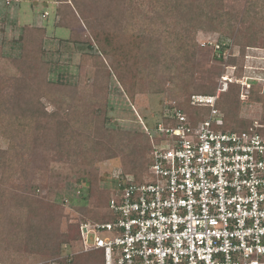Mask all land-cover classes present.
Instances as JSON below:
<instances>
[{"label": "rangeland", "instance_id": "374dc122", "mask_svg": "<svg viewBox=\"0 0 264 264\" xmlns=\"http://www.w3.org/2000/svg\"><path fill=\"white\" fill-rule=\"evenodd\" d=\"M74 1L82 7L83 20L93 24L95 33L100 31L105 38V32L114 31V24L105 27V17L110 10L107 2L112 0ZM74 1L20 0L7 5L5 0H0V77L4 81L3 84L0 82V102L12 100L15 85L29 86L35 95V108L46 115L42 125L50 129L49 141L44 140L43 144L35 141L28 156L16 166L14 176L0 170V197L3 193L7 201L0 210V264H59L60 258L70 261L74 255L86 253L75 241L62 245L56 258L36 253V242L44 240L45 220L54 225L58 222L60 235L71 225L96 219L101 212L98 207L103 206L105 199L92 198L89 188L98 189L106 197L108 191L118 186V178L124 171L122 157L128 150L123 133L147 135L153 145L152 140L160 141L154 128L168 113V107L175 103L180 106L189 104L192 94L182 90L181 77L170 79L171 72L160 70L157 77L163 82L155 78L157 82L152 86L147 73L137 75L142 87L133 89L137 81L128 73L136 75L140 70L134 65L138 49L133 46L137 45L136 35H142L146 41L151 35L154 38L159 35L158 44L170 40L171 46L178 47L172 37L180 33L184 45L186 43L182 54L173 47L171 51L167 50L184 57L185 49L195 45V61L199 68L193 72L192 82L188 78L193 88L216 89L217 92L222 77L213 75L214 79L205 82L203 79L212 77L213 71L220 67L224 76L240 85V94L244 90L246 98L240 100L239 118L254 120L264 115L262 103L249 98L252 87L264 88V0H256L259 4L248 13L250 21L256 19L251 30L248 25L235 22L232 37L226 34L227 23L214 22L212 27L216 30L209 28L208 22L202 26L203 15L214 12L240 14L239 11L249 9L253 0H121L120 10L126 13L128 20L123 19L122 28L116 29L119 32L115 31L114 35L121 36L123 27L128 24L134 30L126 32V36L120 38L124 43L113 48L122 56L120 72L129 83L130 93L114 70H110L113 55L111 52L109 56L104 55L98 43L93 41L94 32L85 27L86 20L77 19L74 23L70 19L76 15ZM166 9L171 16L165 15ZM159 18L165 24L160 29ZM149 19L151 23L144 28L138 26ZM189 20L193 28H190ZM155 27L160 34L145 32H152ZM24 29L33 31V38L24 49H19L17 42L22 39ZM255 33L259 39L254 45L247 46L245 35ZM217 43L229 46L220 63L215 61L211 46ZM209 45L212 49H206ZM131 49H134L132 54L126 55ZM233 57L243 58L239 76L235 75L237 67L229 65V59ZM103 67L107 68V74L101 72ZM178 70L175 69L176 73ZM100 87L106 90V96ZM130 94L134 97L131 98ZM7 118L0 110V151H7L10 144L1 132ZM93 141H99L101 145L95 146ZM92 146H95L94 152ZM12 195L17 198L9 200ZM25 197H32L35 201L30 203ZM37 200L42 202L36 203ZM78 209H84L86 213ZM53 215H56L54 219Z\"/></svg>", "mask_w": 264, "mask_h": 264}, {"label": "built area", "instance_id": "2783aa9c", "mask_svg": "<svg viewBox=\"0 0 264 264\" xmlns=\"http://www.w3.org/2000/svg\"><path fill=\"white\" fill-rule=\"evenodd\" d=\"M233 80L189 97L210 109L196 125L168 107L144 181L120 174L110 219L80 225L82 252H103L104 264H264V123L221 129L217 102Z\"/></svg>", "mask_w": 264, "mask_h": 264}, {"label": "trees", "instance_id": "16d2710c", "mask_svg": "<svg viewBox=\"0 0 264 264\" xmlns=\"http://www.w3.org/2000/svg\"><path fill=\"white\" fill-rule=\"evenodd\" d=\"M74 1V0H72ZM171 1V0H170ZM121 0H112L107 2L108 7L110 8L109 13L107 17H105V27L107 25L109 26H115L114 31L105 32L104 36L105 38H102L100 35V31L96 32L93 30L94 26L93 24L89 23L87 19L84 22L85 27L94 32L92 33V39L93 41L96 42L97 46L102 50L104 55L109 56V53H112V60L111 64L112 67L110 66V70H114V72L118 75L119 79L122 80L123 86L125 87L126 91L128 93L131 92V88L129 87V83L125 81L124 75L122 72H120V68L123 66V59L122 56L117 55L119 54L118 51H115L113 48L114 46L124 43L123 40L120 42V38L122 39L123 36H126L124 34L131 33L130 31L134 30V28L131 27L130 24H128V27L125 26L123 27V30L121 32L122 35H114V32L116 31L117 33L119 32L118 30L122 28V22L123 19L126 17L128 20V16L126 13L121 12L120 6H121ZM73 3V2H72ZM156 3V1H155ZM76 4V15L70 16V19L75 23L77 19L83 20V15L84 12L82 11V7L79 6L77 1H74V5ZM259 4L258 1L253 0L250 2V7L248 10L242 12L239 11V13H217L214 12L212 14L206 13L203 15V20L201 22V17L197 18L199 19L198 22H201V25L203 26L205 23L208 22L207 26L213 30H216L214 27H212L214 22L217 23H227V28H226V34L228 37H232L234 35V26L233 23L239 22L241 26L248 25V29L251 30V28L254 26L253 22H256V19L250 21L249 18V11L251 9H255L256 6ZM181 5V4H180ZM169 9L165 10V15L166 16H171ZM124 15V16H122ZM185 15V14H184ZM205 17V19H204ZM83 20V21H84ZM160 28H163L165 26L164 22L159 18L158 19ZM108 22V23H107ZM151 23V20L149 19L148 21L139 24L138 26H141L144 28L146 24ZM190 28H193V25L191 24L190 20L188 22ZM131 27V28H129ZM149 29L148 27H145ZM219 28V27H218ZM118 29V30H116ZM126 30V31H125ZM154 31H146L147 34H153V32H157L160 34L155 27L153 29ZM39 32H44L41 30H36ZM240 32V30L238 31ZM114 35V36H113ZM162 36V35H161ZM161 36L159 39H161ZM247 46L254 45L255 42L259 39L258 33L255 34H248L245 35ZM137 37V45H133L134 47L138 48L135 53V64L137 68H140V70L136 71V75L128 73V76H133V80L137 81V84L135 82L134 88L136 87H142V82L138 81L137 75L141 76L143 75L142 73H147V76H149L151 79L149 80V83L151 84L150 86L153 85V82H157L155 78L158 79L157 76L160 75V70H163V73L171 72V80H177V76L181 77L182 80L179 78V82L181 85H183L182 90L189 91L190 94H205V95H214L216 93V89H213L210 91V89H199L198 88H193L191 86L192 83L188 81V78L192 82V79L194 77L193 72L199 68L198 64L196 63V51H195V45L192 44L191 48L185 49V56L184 57H178L174 55L173 53H170L171 47H173V50H175L177 53H181L182 50L186 47V43L184 45L183 36L180 35V33H175L174 36L172 37V41L177 43V46H171L169 44L170 40L166 41L163 44H158L159 41H157V38L159 37L156 36L155 38L153 35L150 36V38L142 39V35L139 34L136 35ZM33 38V31H28L27 29H24L23 37L20 41L17 42V48L19 49H24L26 45L30 44L32 42ZM146 41V43H145ZM264 41V40H263ZM156 42V43H155ZM135 43V44H136ZM162 46V50L160 47ZM210 46V45H209ZM207 46L206 49L211 48L215 53L214 58L217 63H220L221 60H224V55L225 51L228 50L229 46L222 44V43H217V45H211L210 47ZM121 47V46H120ZM169 48L170 51L167 49ZM216 48V49H215ZM248 48V47H247ZM111 50V51H110ZM118 50V49H117ZM134 49H131L126 55L130 56L132 54ZM139 50V51H138ZM163 52H161V51ZM230 51H233V49H230ZM117 52V53H116ZM245 53V52H244ZM173 54V56H172ZM182 54V53H181ZM230 56H233L230 54ZM243 59V58H242ZM242 59H237L233 57L232 59L230 58L229 60V65L233 67H237L236 69V74L239 76L242 73ZM228 63V61H227ZM241 64V65H240ZM240 67V68H239ZM175 69H179L176 73ZM101 72L103 74H107V68L103 67L101 68ZM141 72V73H140ZM214 74H212V77H207L206 79L204 78L203 81H209L214 79L213 75H216L217 78L223 77V72L222 69L219 67L215 71H213ZM141 74V75H140ZM190 74V76H189ZM211 76V75H210ZM160 82H163L162 79H158ZM167 82V80H164ZM0 82H3L0 77ZM203 85V84H202ZM1 88V87H0ZM240 85L234 82L229 83L228 89L226 92H224L221 96L223 99L218 100L217 102V108L220 109L222 115H223V120L224 124L221 127V129L227 131V130H232V131H244L247 130L251 124L253 123L254 120H259L261 123H264V115L260 117V119H254V120H248V119H240L239 115L241 113V94H240ZM100 91L105 92L106 96V90L102 89V87L99 88ZM250 100L256 101L259 103H262L263 108H264V88L262 86H256L252 87L250 90ZM12 100L11 101H6L1 103L0 102V110L2 111L3 114L8 116L7 118V124L5 127L1 129L2 135L4 138L10 141L9 148L7 151H0V170L3 171L4 173L8 172L9 176H14L16 174V166H18L19 163L22 162V158L24 156H28V153L30 152V148L32 144L36 141L39 143L43 144V141H49V136L47 134H50V129L44 127L42 125V120L46 118V115L41 113L38 108H35V104L33 101V98H35L34 92L29 86H16L14 87V90L12 89ZM131 98L134 97L133 94H130ZM177 108H179L185 115L188 117V121L192 123V125H196L198 122L204 121L209 117L210 114V109L209 108H203V107H194L191 106L190 103L186 106L182 105H177ZM202 110H204L202 112ZM264 112V110H263ZM51 119V118H50ZM88 126H91V124H88ZM125 139L127 140L126 144L128 147V150L124 152V156L122 157V162H123V167L124 171L121 174V177H133V179L137 182H143L145 179V176L148 173L149 166L151 164V157H150V152L152 150V144L150 137L148 138L147 135H134V133H123ZM80 136V135H79ZM66 142V138L64 139ZM69 142V140H67ZM94 145L99 144L98 146L101 145L99 141H93ZM95 146L91 147V150L94 152ZM125 146V144H124ZM86 147L83 149L85 150ZM114 151V150H113ZM16 171V172H15ZM14 173V175H13ZM90 195L91 197H95L97 200H103L105 199L104 202L102 203V207H98L101 212L97 216L96 219H85L84 221H80L74 225H71L66 233H62L58 235L59 231L57 230L58 228V222L54 225L52 221L45 220V227H43V242H40L41 240H38L35 244V252H39L40 254L44 256H49V257H59L61 250H62V245L67 244L71 241L75 242H80L81 241V234H80V225L82 222L85 221H90V222H97L99 220L101 221H107L110 219L111 214L109 212V202L111 199V195L113 193L112 191L107 192V196L103 197L102 193H99L98 189L90 187ZM15 200L17 196H13L9 200ZM26 200H29L30 203H33L35 199L32 197H25ZM6 199L3 196V193L0 197V210L3 209V207L6 205ZM42 201H36V203H40ZM79 212L85 214L84 209H78ZM56 215H53L52 219H54ZM31 229H34V227L30 226ZM58 231V232H57ZM42 239V238H41ZM38 246H41L38 249ZM40 250V251H39ZM59 264H104V256L103 252L101 251H92V252H86L82 254H76L72 257V259L69 261L67 258H60L59 259Z\"/></svg>", "mask_w": 264, "mask_h": 264}]
</instances>
